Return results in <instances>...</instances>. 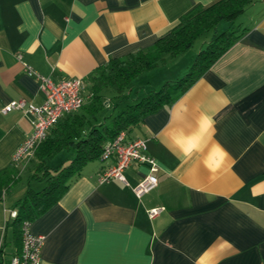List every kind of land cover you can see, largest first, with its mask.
I'll use <instances>...</instances> for the list:
<instances>
[{
  "label": "crops",
  "instance_id": "obj_1",
  "mask_svg": "<svg viewBox=\"0 0 264 264\" xmlns=\"http://www.w3.org/2000/svg\"><path fill=\"white\" fill-rule=\"evenodd\" d=\"M216 1L0 0V108L20 98L43 102L40 83L25 64L54 83L83 80L85 105L97 66L150 47L187 11ZM249 7L235 28L243 29L240 38L208 70L172 104L125 130L126 139H146L159 166L158 185L137 197L132 188L147 174L144 164L126 167L125 184L116 178L97 182L112 160L88 162L61 197L29 222L31 232L44 237L41 264H264V0ZM175 57L165 55L141 72L158 70L138 90L130 83L132 99L180 78L189 65L172 76L162 71ZM31 119L0 109V170L15 165L20 178L29 176L34 153L22 164L11 159L32 131ZM189 142L195 147L186 155ZM35 182L28 186H43ZM25 191L8 197V189L0 190L1 264L16 252L4 210ZM154 206L164 210L148 218Z\"/></svg>",
  "mask_w": 264,
  "mask_h": 264
},
{
  "label": "trees",
  "instance_id": "obj_2",
  "mask_svg": "<svg viewBox=\"0 0 264 264\" xmlns=\"http://www.w3.org/2000/svg\"><path fill=\"white\" fill-rule=\"evenodd\" d=\"M251 4L253 0H219L208 7L196 6L183 14L178 24L150 47L110 58L106 64L97 66L88 79L91 83L89 102L81 105V112L61 118L34 151L35 164L28 177L42 182L43 186L38 190L28 186L13 205L17 208V216L10 222L15 253L21 247V222L32 221L52 206L73 177L88 162L100 157L105 142L141 122L145 115L172 104L240 38L243 29L216 32L205 41V47L199 49L180 78L166 81L158 89H150L133 100L128 89L135 77L163 62L165 55L175 57L191 49L199 36L214 30L219 22L234 21ZM105 89L114 93L116 106L113 112L99 119V113L107 106ZM122 101L126 102L117 104ZM61 151L70 156L60 160L57 167L49 166L47 160H52ZM18 171L15 165L0 170V190H7L20 179Z\"/></svg>",
  "mask_w": 264,
  "mask_h": 264
},
{
  "label": "built area",
  "instance_id": "obj_3",
  "mask_svg": "<svg viewBox=\"0 0 264 264\" xmlns=\"http://www.w3.org/2000/svg\"><path fill=\"white\" fill-rule=\"evenodd\" d=\"M26 73L35 77L40 83V89L44 94V100L35 105L23 98L13 99L3 105L2 113L20 110L32 117V131L16 146L12 155L13 164H18L32 157L37 145L47 137V132L59 121L63 115L73 113L81 108L84 103V81L80 78H70L54 83L29 65H24ZM144 138L126 139L125 131H121L116 137L105 142L100 159L112 160L99 174L97 182L104 183L112 178L119 179L128 184L124 171L131 163L144 164L148 168L147 174L138 179L132 188L137 197L149 193L158 185L159 166L156 159L148 154L147 143ZM164 210L163 206H154L147 209V217H156ZM8 214V220L17 216V208L4 210ZM30 221L21 222V247L8 260V264H41V247L44 243L42 235H35L30 230ZM1 264V263H0Z\"/></svg>",
  "mask_w": 264,
  "mask_h": 264
},
{
  "label": "rangeland",
  "instance_id": "obj_4",
  "mask_svg": "<svg viewBox=\"0 0 264 264\" xmlns=\"http://www.w3.org/2000/svg\"><path fill=\"white\" fill-rule=\"evenodd\" d=\"M249 9H250V7L244 9V12H242L239 16H237L234 21H231V22H227V21L219 22L217 27L214 30L205 32L203 34V36H199V38L195 41V43L193 44V46L191 47L190 50H187L186 52L181 53L178 56H176L175 58H173L172 60L168 61L169 65L170 64L171 65L168 68H165V69L162 70L164 72V76H172V75L176 74V72H178V70H182L187 65H189V67H190L192 61H194V58H195L196 54L199 52V49L201 47H205V45H206L205 41L209 40L211 38V36L213 34H215L216 32L220 33V32H222L224 30L229 29V28H233V29L237 28V26L239 24L238 22L241 23V21L246 19V17L248 16L247 13L249 12ZM189 67H188V69H189ZM187 70L185 72H187ZM157 71L158 70L151 71L152 72L151 75H153L154 73H157ZM162 71L160 73H162ZM151 72H147V73L145 72V73H142L141 75H139L138 77H136V79L133 82H131L130 88L134 89L133 91L138 90L139 86H140V83L142 84L143 80H145L146 77L148 75H150L149 73H151ZM113 96H114V93L108 92V91L106 92L105 101H106V104H107V109L104 108L100 112V114H103L104 112H106L101 117H103L104 115L106 116L110 112H113V110H114V108L116 106V104H115L116 99ZM119 103H121V102H119ZM119 103H117V104L121 105ZM100 114H99V116H100ZM63 155H64V152L58 153L55 157H53L54 159H52L50 161L47 160L49 162L48 165L51 166V167H57L59 162H60V160H62L64 158ZM32 162L34 163L33 159L30 160V163H32ZM20 163L22 164V162H20ZM29 182H30V184H31V186L33 188H35L36 186L39 185L38 183L35 182V180L30 179L27 176L26 172H24L21 175L20 179H18L16 182L10 184V186L8 187V194H9L8 197H10V195L13 192L18 191L21 188L26 189Z\"/></svg>",
  "mask_w": 264,
  "mask_h": 264
},
{
  "label": "clouds",
  "instance_id": "obj_5",
  "mask_svg": "<svg viewBox=\"0 0 264 264\" xmlns=\"http://www.w3.org/2000/svg\"><path fill=\"white\" fill-rule=\"evenodd\" d=\"M194 147H195V144L189 142L186 146L183 147V151L187 155L192 151Z\"/></svg>",
  "mask_w": 264,
  "mask_h": 264
}]
</instances>
